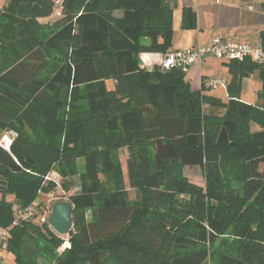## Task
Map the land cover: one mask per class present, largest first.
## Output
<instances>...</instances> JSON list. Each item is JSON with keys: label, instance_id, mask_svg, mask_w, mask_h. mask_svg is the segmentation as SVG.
Here are the masks:
<instances>
[{"label": "trees", "instance_id": "obj_1", "mask_svg": "<svg viewBox=\"0 0 264 264\" xmlns=\"http://www.w3.org/2000/svg\"><path fill=\"white\" fill-rule=\"evenodd\" d=\"M172 19L165 0H1L0 131L14 136L0 143V229L15 264H264V60L225 62V101L204 80L192 90L181 69L139 62L173 50ZM182 20L196 27L191 8ZM256 71L253 105L240 93ZM123 147L133 199L115 156ZM78 159L65 238L47 221L16 219L53 165L63 178ZM185 166L203 169V186Z\"/></svg>", "mask_w": 264, "mask_h": 264}, {"label": "crops", "instance_id": "obj_2", "mask_svg": "<svg viewBox=\"0 0 264 264\" xmlns=\"http://www.w3.org/2000/svg\"><path fill=\"white\" fill-rule=\"evenodd\" d=\"M165 2L173 11L171 47L173 50L186 49L195 45L208 46L216 36L229 42L251 45L260 43V33L264 31V0H165ZM184 7H189L195 12V28L190 29L184 25L182 20ZM141 55L146 56L145 65L150 69L151 62L157 65L160 54L141 53ZM145 56H142L143 59ZM216 61L220 63L218 67H216ZM256 73L257 71L250 77L255 76V87L258 88L260 85L261 88V81ZM214 76L225 80L222 92L226 97L222 98L214 93L218 87L206 88L204 92L225 101L227 100L226 84L230 78L225 62L207 55L202 63L190 65L185 73V79L189 81L192 90H199L204 79ZM247 80L248 78L244 77L242 83ZM240 100L250 104L255 103L253 105L259 104L258 97L255 101H248L242 99L240 95Z\"/></svg>", "mask_w": 264, "mask_h": 264}, {"label": "rangeland", "instance_id": "obj_3", "mask_svg": "<svg viewBox=\"0 0 264 264\" xmlns=\"http://www.w3.org/2000/svg\"><path fill=\"white\" fill-rule=\"evenodd\" d=\"M0 4H1V0H0ZM53 55L57 56V53L54 52ZM142 56H145V55H141V54L139 55V62L142 66L148 68L149 66L147 67V65H145L146 56L144 57V59ZM152 61H153V59H152ZM218 65H220V63H218V61H216V67H218ZM50 71H51L50 67H48L44 71V76L49 75ZM216 73H218V72H216ZM252 74H254V72ZM252 74L245 77V78H248V80L245 81L244 83H242V86H241L240 95H241L242 99H244V100L247 99L248 101H255V99L257 97L256 96L257 89L260 88V85L258 86V88L255 87L256 77L255 76L250 77ZM257 76H258V74H257ZM222 90H223V87L218 86V90H215L214 93L220 95V97H222V98H225L226 95L224 94V92H222ZM252 104H255V103H252ZM68 109L69 108L67 106H65L64 108H60L58 110V116H59L60 120L62 119V114H64V116H65ZM249 126H250L251 131L259 129V125L255 124L253 122L249 123ZM9 135L14 136V133L12 131H8V132H1L0 131V143L2 145H5L8 143ZM39 138H43L46 143L49 142L48 135L45 132L40 131ZM61 141H62V136L61 135L57 136L56 142L58 145L61 144ZM128 153L129 152H128L127 148L123 147V148L118 149L115 152V156H116V159L121 163L122 169L124 171V182H125V185L127 186L128 196L131 199H133V198H135V195H134L133 190L131 188H129L127 176L125 173V171H126V159L128 157ZM61 167H62V163L60 164V166H58L56 163V165H53L51 167V169L47 173V179L44 181L43 189L38 193V197L34 199V204L36 205V207L41 208L40 210H38V215L40 218H44L45 221H47V218H48V216L51 212V208L53 206L52 203L54 202L50 199V197H49L50 194L55 193L53 195H56L57 198L59 196L60 199L62 200V195H64L65 199H66V197H67L66 195H68L69 193H76L80 190V182H81L80 181V174L84 170L83 160L78 159L77 162L75 163V170H76L75 174H69L63 178L60 175V171L62 170ZM183 173L191 182H194L195 184L203 186L204 181H205V174H204V171L202 168H200L198 166H185L183 169ZM7 198H8V200H11L13 197L7 196ZM88 213L89 212H86L85 215L87 216ZM49 227H50V225H49ZM50 229H52V228L50 227ZM52 231L55 232L53 229H52ZM58 235H60L61 238H65L67 236V234H64V235L58 234ZM226 235L228 236V234H226ZM7 241H8V239H4L0 242V264H15L14 261L12 260L11 253L7 252ZM36 243L38 244L39 240H37L35 235H33L32 237L27 239L26 245L24 247V252H23V255L25 257H27V256L31 257L33 255V254H29V253L33 252V250L35 249ZM64 247H65V245H61L59 248H57V251L60 252L62 250V248H64ZM38 264H46V262L40 258V259H38Z\"/></svg>", "mask_w": 264, "mask_h": 264}, {"label": "built area", "instance_id": "obj_4", "mask_svg": "<svg viewBox=\"0 0 264 264\" xmlns=\"http://www.w3.org/2000/svg\"><path fill=\"white\" fill-rule=\"evenodd\" d=\"M60 0H56L58 3ZM59 10L56 11V16H59ZM159 61L157 65L163 70H170L173 68L181 69L184 73L187 72L190 65L194 63H202L204 58L207 55H210L216 60L228 62L230 60H238L242 61L246 58H251L256 62H262L264 60V49L261 46V43L256 45L237 43V42H229L227 40H223L220 37L216 36L212 40L211 44L208 46L195 45L186 49H177L171 50L167 53H159ZM154 65V62H151V66ZM156 65V64H155ZM205 85L208 88H217L218 86H223L225 84V80L219 76H214L210 78L204 79ZM8 143L3 145L4 147H8L10 143V139H8ZM47 179V177H46ZM52 193L49 195L52 201H60V197H56ZM65 199V196L62 195V201ZM65 201V200H64ZM41 208H37L36 205L30 204L29 206L16 207L15 208V216L17 220L28 221L32 219H39L40 221H45L44 218H40L38 215V210ZM48 219V218H47ZM48 222V221H47ZM7 232L5 229H0V242L3 238H5ZM63 245L69 246L68 242H65Z\"/></svg>", "mask_w": 264, "mask_h": 264}, {"label": "water", "instance_id": "obj_5", "mask_svg": "<svg viewBox=\"0 0 264 264\" xmlns=\"http://www.w3.org/2000/svg\"><path fill=\"white\" fill-rule=\"evenodd\" d=\"M10 141L13 136L9 135ZM71 204L68 201H58L53 204L48 216L50 227L58 234H68L72 227Z\"/></svg>", "mask_w": 264, "mask_h": 264}]
</instances>
